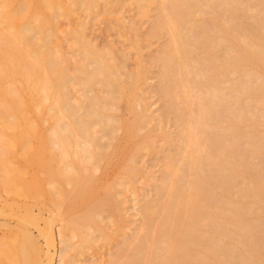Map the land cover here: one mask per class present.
I'll return each mask as SVG.
<instances>
[{
  "label": "bare ground",
  "instance_id": "1",
  "mask_svg": "<svg viewBox=\"0 0 264 264\" xmlns=\"http://www.w3.org/2000/svg\"><path fill=\"white\" fill-rule=\"evenodd\" d=\"M13 1L0 4V183L20 225L0 241V264H41L44 248L28 228L45 217L30 206L19 215L21 197L52 213L42 228L35 225L46 238L47 264L56 219L63 223L60 264H75L84 248L121 230L125 191L149 171L138 154L156 148L162 128L143 93L151 64L141 52L159 37L165 42L151 63L177 133L162 132L169 150L161 184L110 264H264V130H246L264 123V0H136L152 27L145 38L130 24L139 54L134 70L128 52L90 39L88 20L67 30V49L59 41L60 15L91 14L101 1L105 14L118 13L124 0H21L17 8ZM122 101L130 119L118 114ZM48 116L57 121L52 135L43 126ZM124 145L122 163L116 159ZM114 159L120 174H95ZM32 164L44 178L28 177ZM146 172L145 184L158 178Z\"/></svg>",
  "mask_w": 264,
  "mask_h": 264
},
{
  "label": "rangeland",
  "instance_id": "2",
  "mask_svg": "<svg viewBox=\"0 0 264 264\" xmlns=\"http://www.w3.org/2000/svg\"><path fill=\"white\" fill-rule=\"evenodd\" d=\"M20 1L21 0L13 1V5L15 8H17L19 4H21L23 1L36 3L35 0L34 1L33 0H22L21 3ZM5 3H8V0H0L1 5H4ZM106 8H108V4L105 1H101L100 6L98 8H95L91 14L84 12L82 9H77L75 13L73 14V16L65 15V14L60 15L59 18L57 19L59 25L61 26L60 33H59V41L61 40L64 47L67 49L70 44V41L67 39L69 38V35L67 34V30L72 26H78L79 22L82 19L88 20L86 31L90 39H92L94 42H97L103 47H106V48L113 47L114 49L118 50L120 53L128 52L130 55V59L128 62L129 68L131 70L137 69V65L139 61V54L134 44L135 43V31L132 30V28L130 27V24L132 21H135L137 23V26L139 27L140 33H143V36L146 38V32H148L152 27L151 18L143 17L140 14L141 8H139L138 3H136V0H124L118 13L117 12L111 13V11L109 10L105 14L104 12ZM154 13L155 11H153L151 14H154ZM122 18L124 19V21ZM1 37L2 35H0V41H1ZM164 42H165L164 37L153 38L150 42L145 41L144 46L141 50L142 57L145 60V62L148 63V66L150 64L152 65V66L151 65L149 66L148 75H146V79L143 84V88H144L143 93H145V95L147 96V102L150 106V110L154 114V116L158 118L157 123H161L162 128L157 131L156 148L153 149L152 151L142 150L138 154L137 162H138V165H141L142 168L146 167V169L149 170V171L147 170L148 172L145 171L146 173L149 174V172H151L150 174L153 173V175H155L156 177L158 176V178L156 180L152 179L153 181L150 180L152 183L149 182L145 184V181L148 182V180L144 179L146 178L145 172H143L144 169L137 175L134 186L131 185L129 187L133 189H130L131 191L129 190L128 192L125 191V193H127L128 195V198H127V203H125V206H124V212H125L124 214H126L124 217L125 222H122V224L120 223L121 230L116 232L115 238H113L111 241L107 243L101 240L95 243L94 247L92 248L91 247L84 248L83 254L79 253L77 255L76 258L78 259V262H76L75 264H110V261H112L115 258V256H118V254L120 253L119 251L123 247V243L129 237L131 238V236H134L133 234H135L136 230L140 227L139 225L142 221L141 219L142 215L140 214V207L146 203V200H150L151 198L155 196L156 188L161 184L160 177H161L162 168H163L162 163L164 161V155L169 150V146L166 145L163 140L162 132L167 131L173 134L177 133V127H175V125L173 124V120L171 119V117L170 118L165 117L164 101L158 91V87H159L158 68L159 67L157 65H154L157 67H153V64L151 63L152 58L159 53V50L163 46ZM16 77L14 79L16 80L18 79L17 81H20L19 75H17ZM123 102L125 103V101H122L119 104L120 105L119 110L121 111H119L118 114H120L125 119H130L132 117V114H130V111L127 105H124ZM46 105L47 107H50L51 102L48 101ZM46 118L47 119L44 122L43 126H45V129L48 135H52V130L54 126H57V121L55 118L50 117V116ZM161 119L163 121H161ZM246 130L249 133L250 132L253 133L254 131H259L260 133H262V131L264 130V123H261V125L257 127V129L253 128L252 126H247ZM54 139L58 140L57 138H54ZM130 143H128L127 145L125 142H123V144L127 145L126 146L127 148L128 146L129 147L132 146L131 145L132 143L131 144ZM59 145L60 144H57V143L52 144L55 150L57 151L63 150L61 149ZM125 145L121 147V151H119L120 154L117 155L119 158L116 156L117 157L116 161L118 160L119 162H121L123 160L122 163L125 161L124 157L126 156L124 155V152L127 151V149L126 150L124 149L126 148ZM67 159L69 161L72 160L71 156L70 158L68 157ZM67 159L65 161L69 162L67 161ZM114 161L112 164L110 162L109 164L108 162L104 161L103 163H107L109 165L108 166L104 165L105 166L104 169L101 168L99 170L98 169L94 170L95 174L96 173L98 175L103 174L101 176H104L105 178L106 176L107 178L108 177L110 178L112 177V175H116L118 171H119L118 173L120 174L121 172V168L119 166L120 164L119 162L117 163L116 161L115 162ZM22 163L24 162L22 161ZM103 163L101 164L102 166H103ZM116 164L119 166L118 169H117L118 166H116ZM69 168L72 170L71 166H69ZM28 170H29V173H28L29 178H32L33 175L36 173L40 174L43 178L45 177V173L42 171V169L37 164H32ZM109 174H111V176ZM1 180H2V177L0 175V182ZM45 182L47 181L45 180ZM152 184H155V186L154 185L151 186ZM50 186L51 188L53 187L52 185ZM127 195H124V196L127 197ZM17 200H18L17 201L18 207H16L17 208L16 210H18L19 215L24 213L25 206H30L31 209L35 212V214L41 213L40 212L41 210L43 216L45 217L43 219L44 221L42 220L39 221V224L38 223L31 224V225L28 224L29 225L28 230L30 233H32L33 236H35L36 240L38 238V241L41 244V246L39 245L40 248L41 249L42 247L44 248V250L42 249V251L40 252L42 254L41 255L39 254L38 256V258L42 259V260L39 259L41 264H47L48 257L46 256V253L48 252L49 248H48L47 242L45 241L46 240L45 236L40 235L41 233L38 227L39 225L41 226L45 225V219L51 217L52 213H50L51 211L48 210L49 207H43L42 209L39 208V205L37 204L36 200L32 197H21V198H18ZM11 202H13L12 196L1 186V183H0V208L5 207L6 203L8 204ZM4 209H5V214L4 212L0 213V241H7L10 238H12L14 234L17 232V230L19 229L18 226L20 225L17 222L19 221V219L17 220V216H15L12 213V211H10L11 212L10 213L7 206L1 210L4 211ZM258 221L260 223H263L264 225V215L263 214L259 216ZM62 224H63L62 221H59V219H56L53 222V229H54V233L56 236V241H55L54 248L51 247L50 249H51V253L55 254L53 256L54 264H60L61 251H62L61 249L64 248V244L61 242V235H60ZM35 225L38 227H36ZM39 228H42V227H39ZM72 234L73 233H71V235ZM72 241L75 242L76 244L77 243L79 244L78 237H74Z\"/></svg>",
  "mask_w": 264,
  "mask_h": 264
}]
</instances>
